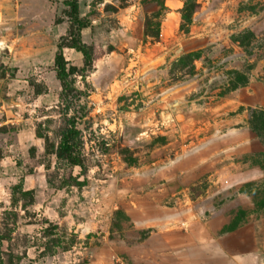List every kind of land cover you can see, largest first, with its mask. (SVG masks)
Instances as JSON below:
<instances>
[{
    "label": "rangeland",
    "instance_id": "rangeland-1",
    "mask_svg": "<svg viewBox=\"0 0 264 264\" xmlns=\"http://www.w3.org/2000/svg\"><path fill=\"white\" fill-rule=\"evenodd\" d=\"M66 1L0 0V264H264V181L236 205L200 157L243 88L264 102V0H79L62 83Z\"/></svg>",
    "mask_w": 264,
    "mask_h": 264
},
{
    "label": "crops",
    "instance_id": "crops-1",
    "mask_svg": "<svg viewBox=\"0 0 264 264\" xmlns=\"http://www.w3.org/2000/svg\"><path fill=\"white\" fill-rule=\"evenodd\" d=\"M258 93H261L258 83L249 84L242 89L236 98L238 106L245 108L243 111L236 113L237 119L241 120L225 134L212 138L209 143L205 144V149L200 154V157H203L204 160L216 154L224 157V164L209 166L210 172H213L210 176L216 177L219 175L224 178L226 189H231L235 193V198L231 201L239 206L251 201V197L243 191V188L249 184H261L264 181V128L263 135H259L253 128L255 124L253 118L251 120L247 112L248 108H254L264 113V102L255 101V95L258 97ZM189 161V164L193 165L188 167L190 177L192 171H197L199 166H197L196 158L192 160L191 157ZM206 168L207 166L204 167V169ZM202 234L206 236L203 241L206 251L221 250L222 240L215 239L214 233L209 228L197 225L189 228L188 235L191 239H196L197 235ZM234 235L236 236V243L234 247H231V250L234 251L233 253H237V250H243L244 248V228L236 230ZM231 244L227 245L231 246ZM172 247L174 248L175 245H172Z\"/></svg>",
    "mask_w": 264,
    "mask_h": 264
},
{
    "label": "trees",
    "instance_id": "trees-1",
    "mask_svg": "<svg viewBox=\"0 0 264 264\" xmlns=\"http://www.w3.org/2000/svg\"><path fill=\"white\" fill-rule=\"evenodd\" d=\"M66 5L71 10V19L73 20V25L77 27V33L73 34L69 33L72 39L71 45L66 44H58L57 46V54L55 56V68L56 74L59 81L64 83V78L66 76V66L68 62L65 60L63 50L65 48L73 49L76 52H79L83 55L85 62L89 60V52L87 51V44H85L82 40V31L88 27V24L81 22L79 18V0H68L66 1ZM72 25V22H70ZM71 25L69 26V30L71 29ZM65 37L62 39L64 40ZM73 68V67H72ZM71 138L74 137V134L70 135ZM69 138V137H68ZM68 151V150H67Z\"/></svg>",
    "mask_w": 264,
    "mask_h": 264
}]
</instances>
